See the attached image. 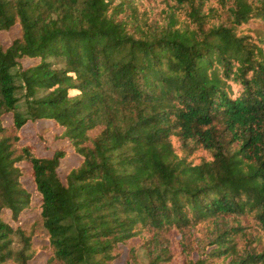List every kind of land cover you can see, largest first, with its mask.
Listing matches in <instances>:
<instances>
[{"label": "trees", "instance_id": "obj_1", "mask_svg": "<svg viewBox=\"0 0 264 264\" xmlns=\"http://www.w3.org/2000/svg\"><path fill=\"white\" fill-rule=\"evenodd\" d=\"M15 28L0 264H264V0H0Z\"/></svg>", "mask_w": 264, "mask_h": 264}, {"label": "rangeland", "instance_id": "obj_2", "mask_svg": "<svg viewBox=\"0 0 264 264\" xmlns=\"http://www.w3.org/2000/svg\"><path fill=\"white\" fill-rule=\"evenodd\" d=\"M16 29L17 28H15L13 31L8 32V33H1L0 39L4 43L10 41V39H12L16 35V32H17ZM10 119H11L10 116H8L6 118V122H9ZM49 125H50V123L46 120L45 121H38L37 125L29 126V128L27 129V133H26V135L29 137L28 140L38 142L37 146H38L39 150L41 152H45V153H51L53 149L60 148L61 146L66 144L65 141L54 139V137H53L54 133L58 132V130L56 128H52L51 131L47 132V134L44 136V138L39 139L40 134L38 133L37 130L39 128H42L44 126H49ZM78 162H79V158L75 154L67 155L61 163V166L59 168V172L61 174H64L65 170L68 167L75 165ZM24 180L27 182V184L29 186H31V179L29 176H26L24 178ZM32 216H34L32 212H24V214L22 215V220H24V222H25V220H27L28 218L30 220V218ZM5 218H9V215L5 214ZM125 257L126 256L124 255V257L122 259H120L118 262L120 264H123ZM43 260H44V257L43 258L41 257V258L35 260L33 264H40Z\"/></svg>", "mask_w": 264, "mask_h": 264}]
</instances>
